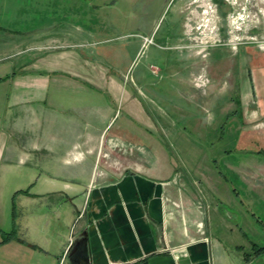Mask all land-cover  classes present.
Masks as SVG:
<instances>
[{"label": "crops", "instance_id": "0c3cea01", "mask_svg": "<svg viewBox=\"0 0 264 264\" xmlns=\"http://www.w3.org/2000/svg\"><path fill=\"white\" fill-rule=\"evenodd\" d=\"M192 1L179 2L176 15ZM207 3L217 13L201 0L195 18L213 39L203 22ZM48 19L55 26L0 41V264H264V252L256 253L264 244H239L244 233L209 213L201 179L171 167L161 144L171 133L111 131L113 104L141 113L149 101L125 78L130 62L112 78L104 36L72 19ZM183 21L175 47L188 40ZM142 47L133 37L119 53L133 59ZM182 51L188 76L179 79L187 91L181 104L212 123L217 108L234 106V85L224 89L201 58ZM252 90L246 105L238 95L252 132L242 134L264 137V102Z\"/></svg>", "mask_w": 264, "mask_h": 264}, {"label": "rangeland", "instance_id": "374dc122", "mask_svg": "<svg viewBox=\"0 0 264 264\" xmlns=\"http://www.w3.org/2000/svg\"><path fill=\"white\" fill-rule=\"evenodd\" d=\"M181 1L0 0V41L55 26L48 18L72 19L104 36L111 77L119 79L130 62L125 78L130 83L133 79L149 100L140 104L142 114L126 109L120 101L113 104L111 131L117 129L129 137L133 133H171L161 142L170 152L171 167L183 178L201 179L210 197L209 213L222 214L223 227L229 225L244 233L239 244L247 245L253 239L264 244V137L242 134L252 132L237 106L239 94L244 105L251 101L250 88L264 102V0H210L217 9L213 39L205 36L196 22L201 0H196L197 4L189 0L192 3L186 5L183 16H177L175 8ZM232 17L240 30H234ZM182 18L188 20L187 25L182 24L188 40L175 47ZM133 37L150 42L131 59L119 53V46ZM220 45H227L233 55L226 58L228 50ZM184 48L202 59L205 72L214 73L224 89L234 85L228 93L234 106L223 113L217 108L212 123L197 107L181 104L187 91L179 79L188 76ZM228 112L230 116H226Z\"/></svg>", "mask_w": 264, "mask_h": 264}, {"label": "bare ground", "instance_id": "6f19581e", "mask_svg": "<svg viewBox=\"0 0 264 264\" xmlns=\"http://www.w3.org/2000/svg\"><path fill=\"white\" fill-rule=\"evenodd\" d=\"M214 13L215 12H214V9L212 8V6L210 4H207V9L205 10V12L203 14V22L207 25V28L210 31H212V29H213V27L215 25V17H214L215 15H214ZM233 23H235V22H233Z\"/></svg>", "mask_w": 264, "mask_h": 264}, {"label": "trees", "instance_id": "16d2710c", "mask_svg": "<svg viewBox=\"0 0 264 264\" xmlns=\"http://www.w3.org/2000/svg\"><path fill=\"white\" fill-rule=\"evenodd\" d=\"M261 252H264V247L256 249V253H261Z\"/></svg>", "mask_w": 264, "mask_h": 264}, {"label": "built area", "instance_id": "2783aa9c", "mask_svg": "<svg viewBox=\"0 0 264 264\" xmlns=\"http://www.w3.org/2000/svg\"><path fill=\"white\" fill-rule=\"evenodd\" d=\"M150 41L149 40H147V39H143V45H146V44H148Z\"/></svg>", "mask_w": 264, "mask_h": 264}]
</instances>
